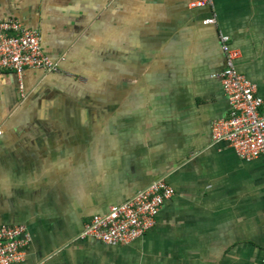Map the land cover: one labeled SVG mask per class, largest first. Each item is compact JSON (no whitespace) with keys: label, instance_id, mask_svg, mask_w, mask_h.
<instances>
[{"label":"crops","instance_id":"obj_1","mask_svg":"<svg viewBox=\"0 0 264 264\" xmlns=\"http://www.w3.org/2000/svg\"><path fill=\"white\" fill-rule=\"evenodd\" d=\"M192 1L0 0V19L39 31L62 67L0 69V225L31 236L16 264H262L264 157L211 126L229 112L219 32L264 97V0ZM157 180L174 194L145 234L81 238Z\"/></svg>","mask_w":264,"mask_h":264},{"label":"built area","instance_id":"obj_2","mask_svg":"<svg viewBox=\"0 0 264 264\" xmlns=\"http://www.w3.org/2000/svg\"><path fill=\"white\" fill-rule=\"evenodd\" d=\"M212 0H196L190 8L212 7ZM207 18L204 25H213ZM220 48L225 57L224 69L218 74L229 103L226 118L211 126L213 142H226L246 160L264 157V97L257 94L255 83L236 67L240 50L230 45V37L219 32ZM0 69L14 72L21 80L30 69L60 73V60L51 57L42 46L41 34L26 29L14 19H0ZM21 96L27 97L22 84ZM174 190L163 180L152 182L129 200L110 206L105 214L95 215L85 226L81 238H91L110 246L126 245L141 237L155 224L163 203ZM31 236L26 226L0 225V264L23 262ZM264 264V257L262 260Z\"/></svg>","mask_w":264,"mask_h":264}]
</instances>
